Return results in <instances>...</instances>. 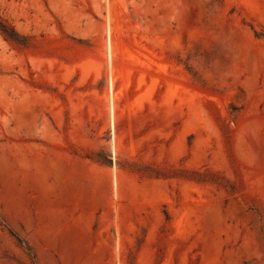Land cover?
<instances>
[{
  "label": "rangeland",
  "instance_id": "374dc122",
  "mask_svg": "<svg viewBox=\"0 0 264 264\" xmlns=\"http://www.w3.org/2000/svg\"><path fill=\"white\" fill-rule=\"evenodd\" d=\"M0 20V264H264V0Z\"/></svg>",
  "mask_w": 264,
  "mask_h": 264
},
{
  "label": "trees",
  "instance_id": "16d2710c",
  "mask_svg": "<svg viewBox=\"0 0 264 264\" xmlns=\"http://www.w3.org/2000/svg\"><path fill=\"white\" fill-rule=\"evenodd\" d=\"M0 32L7 38L14 40V41H19L18 38L16 37L15 30L6 22L3 20H0Z\"/></svg>",
  "mask_w": 264,
  "mask_h": 264
}]
</instances>
